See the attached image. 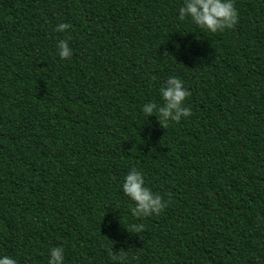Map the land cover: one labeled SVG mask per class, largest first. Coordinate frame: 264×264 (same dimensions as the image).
Listing matches in <instances>:
<instances>
[{
  "label": "trees",
  "instance_id": "obj_1",
  "mask_svg": "<svg viewBox=\"0 0 264 264\" xmlns=\"http://www.w3.org/2000/svg\"><path fill=\"white\" fill-rule=\"evenodd\" d=\"M182 3L0 0V254L264 264V0H234L236 23L215 33L178 19ZM169 75L191 113L160 125L141 106ZM131 167L161 212L131 216Z\"/></svg>",
  "mask_w": 264,
  "mask_h": 264
},
{
  "label": "clouds",
  "instance_id": "obj_2",
  "mask_svg": "<svg viewBox=\"0 0 264 264\" xmlns=\"http://www.w3.org/2000/svg\"><path fill=\"white\" fill-rule=\"evenodd\" d=\"M189 18L195 26L210 33L231 28L237 21V11L234 0H183L178 8V19ZM69 25L58 23L53 29L63 33ZM55 52L60 59H67L72 55L67 39H59L55 43ZM160 103L148 101L141 106L143 114L148 117L154 115L160 125L178 122L182 117H188L191 109L184 105L185 97L189 95L183 81L176 75H169L160 85ZM120 190L132 204L129 211L133 218L143 219L161 212L166 206V201L161 195L152 191L145 183L142 170L131 167L120 182ZM123 227L129 233H139L144 229L143 223L129 222ZM108 255L113 260L124 264L125 255L120 253L114 256L111 249ZM0 264H17L15 258L0 254ZM47 264H65L63 246H50L47 250Z\"/></svg>",
  "mask_w": 264,
  "mask_h": 264
}]
</instances>
